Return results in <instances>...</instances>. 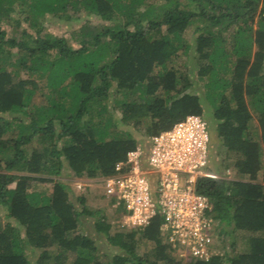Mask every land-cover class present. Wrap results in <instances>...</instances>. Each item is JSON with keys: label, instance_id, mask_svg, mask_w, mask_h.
Instances as JSON below:
<instances>
[{"label": "trees", "instance_id": "obj_1", "mask_svg": "<svg viewBox=\"0 0 264 264\" xmlns=\"http://www.w3.org/2000/svg\"><path fill=\"white\" fill-rule=\"evenodd\" d=\"M10 9L23 11L28 24L18 37L3 27ZM47 14L102 23L83 22L71 31L73 44L42 31ZM5 46L15 49L12 61ZM181 58L189 62L180 65ZM42 81L48 91L37 99ZM189 114L206 121L235 172L248 176L196 183L216 226L244 232L246 246L183 264H264V186L256 181L264 161V0H0V207L7 219L0 264H182L162 241L159 217L119 228L118 209L89 208L60 177L63 170L111 176L139 144L119 125L144 127L151 137ZM34 182L51 183L50 192ZM102 242L114 253L100 252ZM141 242L153 243L151 250L140 254Z\"/></svg>", "mask_w": 264, "mask_h": 264}, {"label": "built area", "instance_id": "obj_2", "mask_svg": "<svg viewBox=\"0 0 264 264\" xmlns=\"http://www.w3.org/2000/svg\"><path fill=\"white\" fill-rule=\"evenodd\" d=\"M210 133L206 121L189 114L169 123L138 144L115 166L117 173L97 181L111 208L118 209L116 226L138 229L160 218L161 238L182 263L209 260L215 249L216 223L212 202L197 191L209 171Z\"/></svg>", "mask_w": 264, "mask_h": 264}, {"label": "rangeland", "instance_id": "obj_3", "mask_svg": "<svg viewBox=\"0 0 264 264\" xmlns=\"http://www.w3.org/2000/svg\"><path fill=\"white\" fill-rule=\"evenodd\" d=\"M183 1V0H178ZM159 3H164L165 0H157ZM23 11L19 9H10L7 10L3 15V21L5 22L3 27L6 29V33L8 36H14L18 37L20 36L21 31L24 28L28 27V24L23 21L24 17ZM88 21L92 24H100L102 23L97 17L95 16H86L81 15L79 19L72 20L70 22H66L63 20H58L54 16L47 14L44 19H40V23L43 27V32H48L53 35H59L64 36L68 40H70L71 43L74 41L71 39V31L78 28L83 22ZM110 22H108L109 24ZM28 31L33 32L32 28H29ZM193 32L194 28H189L185 31L184 37L188 42H192L193 40ZM72 40V41H71ZM75 44V43H73ZM6 50L9 51V59L11 61L17 57L15 54V49L13 47L5 46ZM187 59L181 58L178 60V64L182 65L183 63H188ZM45 82H41L42 90L38 93L37 92V99H42L43 94L48 91L47 88H45ZM197 86L200 87V84L198 83ZM198 87V88H199ZM201 90V88H199ZM113 98V97H112ZM112 98L110 100H112ZM111 102V101H110ZM112 105L113 104H109ZM110 109V108H109ZM114 110V118L117 120L119 117V110ZM120 129L122 130H129L132 135H134L136 138H138L139 144L142 145L145 150L149 144V138L145 134L144 127H141V129L136 130L132 127H126L123 125H119ZM226 162L228 165L224 167L223 162ZM233 164V156L231 154H228L224 151L223 148L218 144V141L215 138H212L211 144H210V150H209V162H208V168L209 171L212 173H215V175L219 177H224L226 179H243L248 180L247 175H239L235 172V170L232 167ZM215 171V172H213ZM217 171V172H216ZM62 180L69 183V186L71 190L73 191L74 195H83L84 197V204L89 206L91 209H100L105 212L106 215H111L113 213H116L113 211V209L110 206V203L108 200L103 196V189L99 182L96 179H87V178H74L69 176V173L66 170H63L61 177ZM264 186V161H263V168L258 172L257 174V180ZM14 182L10 183L9 186H13ZM35 189H40L45 191L46 193H49L51 190V183H42V182H34L32 184ZM74 200V199H73ZM79 205V204H78ZM4 212L2 208L0 207V225H4L7 221L6 218H4ZM87 220V230L86 233L90 236L94 235V229H93V221L95 218L88 217ZM117 217L113 220L116 221ZM219 226H221L219 228ZM216 227L215 231V249L218 251L219 254L224 255L226 251L231 253V255L238 254L239 252H242L245 249L246 243L244 239V232H231L230 228H227L224 226V229L221 230L223 227L221 224ZM220 229V230H219ZM243 233V234H242ZM153 246V243H139L138 245V252L140 254H143L145 252H149ZM100 252H107L111 251L114 253V250L110 248L105 243H100L98 245ZM183 264V263H182Z\"/></svg>", "mask_w": 264, "mask_h": 264}]
</instances>
